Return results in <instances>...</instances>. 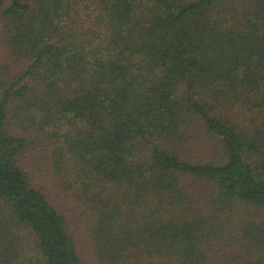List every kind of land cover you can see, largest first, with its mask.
Returning <instances> with one entry per match:
<instances>
[{
    "label": "trees",
    "instance_id": "1",
    "mask_svg": "<svg viewBox=\"0 0 264 264\" xmlns=\"http://www.w3.org/2000/svg\"><path fill=\"white\" fill-rule=\"evenodd\" d=\"M0 264H264V0H0Z\"/></svg>",
    "mask_w": 264,
    "mask_h": 264
},
{
    "label": "rangeland",
    "instance_id": "2",
    "mask_svg": "<svg viewBox=\"0 0 264 264\" xmlns=\"http://www.w3.org/2000/svg\"><path fill=\"white\" fill-rule=\"evenodd\" d=\"M58 199H62L61 197H59ZM64 204H65V202H64ZM31 243H32V241H31Z\"/></svg>",
    "mask_w": 264,
    "mask_h": 264
}]
</instances>
